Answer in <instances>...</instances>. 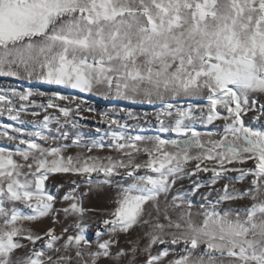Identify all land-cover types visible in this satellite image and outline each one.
<instances>
[{
  "label": "snow or ice",
  "instance_id": "snow-or-ice-1",
  "mask_svg": "<svg viewBox=\"0 0 264 264\" xmlns=\"http://www.w3.org/2000/svg\"><path fill=\"white\" fill-rule=\"evenodd\" d=\"M0 76L159 102L158 130L175 137L130 135L106 110L99 122L118 158L66 156L105 147L65 130L78 127L80 105L0 86V118L11 121L0 141L13 142L0 143V264H264V0H0ZM200 173L208 191L196 180L176 188ZM56 174L79 179L54 195L46 181ZM82 183L115 192L95 220ZM189 191L204 200L199 220ZM169 207L182 209L175 219ZM61 214L59 232L39 227Z\"/></svg>",
  "mask_w": 264,
  "mask_h": 264
},
{
  "label": "rangeland",
  "instance_id": "rangeland-1",
  "mask_svg": "<svg viewBox=\"0 0 264 264\" xmlns=\"http://www.w3.org/2000/svg\"><path fill=\"white\" fill-rule=\"evenodd\" d=\"M35 85L32 88L31 85ZM0 86L2 87H12L17 89L18 91H24L27 88H30L31 90L34 89L35 91H43V92H52V91H61L62 95L68 96L69 100H56L55 103L59 104L62 107H71L72 109H76L77 104L80 105L79 113L77 114L75 111H73L72 115L78 120V127L73 129L71 128V125H69L68 129H65L66 131H70L73 135L77 132L81 134V136L84 138V142L87 143L91 140H100L103 139L105 143L104 148H93L91 152L88 151L87 147H77L73 146L69 151L65 153V155H71L73 157H76L79 155L81 159H83L84 156H96V157H114L118 158L119 153L114 150L113 148L108 147L107 145L111 142V137L106 136L105 132L108 131V126L105 123H100V113L111 110L112 114L116 116L120 120L121 123H127L129 125H132L133 127L129 130L130 135H142L145 137H156L160 136L163 139H171L175 138L173 134L169 133H159L158 130V122L155 118L154 113L159 111L160 104L159 102H155L154 104H148L146 101H141L140 99H137L135 101H129V100H117L112 97H104L103 95H99L96 93H90V94H81L75 91L71 90H64L59 88V86H49L46 84H43L39 81L33 80L29 82L27 79L21 77V78H13L8 76H0ZM20 89V90H19ZM72 97H76L75 99H72ZM38 102L46 103V99L41 98L39 96L34 97ZM261 100L264 101V97H261ZM95 101V102H94ZM115 106V107H114ZM159 108V109H158ZM92 109V110H91ZM119 109H131L134 113L139 114L138 119H132L128 118L126 114L119 112ZM35 110V109H34ZM49 113H56L55 109H49ZM147 113L148 115L145 117L143 114ZM253 115V113H250L248 117H246V122H250V117ZM22 118L26 121L35 119L31 116L30 112L28 114H22ZM42 118V117H40ZM152 120V121H151ZM11 121L7 118V116L2 118V123H10ZM141 123V124H140ZM222 124V122H220ZM18 124V122H17ZM156 124V125H154ZM258 126V125H257ZM27 132H33L36 129L31 124H25L24 125ZM97 129H99V133H97ZM134 130V131H133ZM200 131H206L204 128H200ZM0 143L4 145H10L13 142L3 140L0 141ZM51 143V141H49ZM142 147L144 145H141ZM140 159H146L143 155H141ZM249 165H245V167H248ZM210 176V173H200L198 176L193 177L192 179H188L185 177V179L178 183L176 185L177 189H181L183 191H188L191 187H193V181H199L204 187L201 188V192L208 191L207 183L208 178ZM79 179V177L76 176H69L66 174H56L53 176H50L48 180L46 181V187L47 189L54 195L59 194L62 195L64 191H67V188L60 189L57 187V185H63L70 182V180ZM237 187H241V185H236ZM217 187H220V184H217ZM105 189H107V186H105ZM78 192L83 193V204L84 207L90 210H93L86 216L85 219H97V214L103 212L105 209L109 208L111 206V198L115 195L114 191H107L104 190L102 194L98 195L96 191H93L92 193L88 192V186L85 184H81L80 187L77 189ZM86 191V192H85ZM176 191L174 190L171 195L167 197V201L169 205L172 202V196L176 195ZM58 195V199H59ZM188 198L191 199L193 208V218L196 220H199V217L196 216V213L200 211L199 205L201 203H204V200L201 198V196L188 192ZM164 197H161V203L163 206L164 203ZM107 201V202H106ZM96 202V203H95ZM94 203V204H93ZM243 202H236L235 204L231 205H224L237 207L240 206ZM62 202L57 203L56 207L60 208L62 207ZM182 209H172L169 207V212L175 219L179 212ZM183 210H186V206ZM61 224L66 225V222L64 220L63 215H60V221L56 224H53L51 219H46L42 225H39V227H43L44 225L47 226H54L56 227L57 231L59 232L61 229ZM90 233L95 232V226L93 225L89 229ZM135 235V233H133ZM122 242L124 237L121 238Z\"/></svg>",
  "mask_w": 264,
  "mask_h": 264
},
{
  "label": "bare ground",
  "instance_id": "bare-ground-1",
  "mask_svg": "<svg viewBox=\"0 0 264 264\" xmlns=\"http://www.w3.org/2000/svg\"><path fill=\"white\" fill-rule=\"evenodd\" d=\"M33 86H35V85H31V87L30 88H32ZM30 88H27V89H30ZM20 90V89H19ZM26 90V89H25ZM33 91H34V89H33ZM95 102V101H94ZM115 107V106H114ZM159 109V108H158ZM92 110V109H91ZM152 121V120H151ZM0 123H2V118H0ZM141 124V123H140ZM154 125H156V124H154ZM134 131V130H133ZM160 133V132H159ZM86 192V191H85ZM107 202V201H106ZM96 203V202H95ZM94 204V203H93ZM62 225V224H61ZM59 230H61V229H59Z\"/></svg>",
  "mask_w": 264,
  "mask_h": 264
}]
</instances>
